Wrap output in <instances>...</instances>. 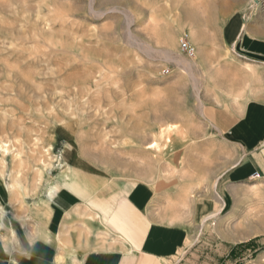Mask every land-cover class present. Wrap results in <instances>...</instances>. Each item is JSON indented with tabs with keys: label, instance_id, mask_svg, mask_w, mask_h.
<instances>
[{
	"label": "rangeland",
	"instance_id": "rangeland-1",
	"mask_svg": "<svg viewBox=\"0 0 264 264\" xmlns=\"http://www.w3.org/2000/svg\"><path fill=\"white\" fill-rule=\"evenodd\" d=\"M263 1L0 0V179L10 206L49 200L67 153L86 176L67 179L90 186L73 205L53 199L69 256L109 242L105 217L125 196L154 222L255 235L245 252L264 251V180L229 179L237 159L209 115L264 102Z\"/></svg>",
	"mask_w": 264,
	"mask_h": 264
},
{
	"label": "crops",
	"instance_id": "crops-1",
	"mask_svg": "<svg viewBox=\"0 0 264 264\" xmlns=\"http://www.w3.org/2000/svg\"><path fill=\"white\" fill-rule=\"evenodd\" d=\"M209 115L216 133L233 149L237 159L229 179L264 180V102L254 100L241 106L223 103L211 109ZM256 174L258 179L253 178ZM2 186L0 179L3 222L10 224L21 239L28 230L50 238L49 244L37 243L33 259L21 260V264H246L251 257L253 261L264 259L261 243L256 248L252 245L247 250L250 254L245 252L244 244L255 235L240 240L223 235L219 229H175L154 222L129 196L119 199L105 217L109 242L91 245L81 254L77 251L69 256L62 247L63 208L53 199L70 206L80 200L78 192L89 188L78 180L64 179L49 189V200L20 210L10 206L6 193L1 192ZM18 221L24 222L25 228ZM0 264H7L3 252Z\"/></svg>",
	"mask_w": 264,
	"mask_h": 264
},
{
	"label": "clouds",
	"instance_id": "clouds-1",
	"mask_svg": "<svg viewBox=\"0 0 264 264\" xmlns=\"http://www.w3.org/2000/svg\"><path fill=\"white\" fill-rule=\"evenodd\" d=\"M20 227L25 228L26 224L18 221ZM49 244L50 238H45L40 233L26 231L21 239L11 225H6L3 218H0V252L7 257V264H21V260H31L35 254L37 243Z\"/></svg>",
	"mask_w": 264,
	"mask_h": 264
},
{
	"label": "bare ground",
	"instance_id": "bare-ground-1",
	"mask_svg": "<svg viewBox=\"0 0 264 264\" xmlns=\"http://www.w3.org/2000/svg\"><path fill=\"white\" fill-rule=\"evenodd\" d=\"M258 7L261 9L262 7H264V1L262 2V3H260V4H258ZM168 133V131H161V133H160V136L161 137H163V136H165L166 134ZM156 144L154 143V146H155ZM153 146V145H152ZM2 153H3V151H2ZM63 160H64V162H65V169H64V172H63V175H65L64 176V178H62L61 176L59 177V179L57 180V182L58 183H60L62 180H64V179H67V175L66 174H69V173H72V174H74V175H79V176H82L83 178H86V176H84L83 175V173H82V171H81V169L83 168L82 167V164H81V162L79 161V165H77L76 167H75V164H74V157H73V155H71V154H67V153H64L63 154ZM77 158V157H76ZM78 162V161H77ZM8 180V179H7ZM85 180V179H84ZM2 181V180H1ZM86 184V183H85ZM86 187H88V188H90V186L89 185H85ZM53 187V186H52ZM220 199V198H219Z\"/></svg>",
	"mask_w": 264,
	"mask_h": 264
},
{
	"label": "built area",
	"instance_id": "built-area-1",
	"mask_svg": "<svg viewBox=\"0 0 264 264\" xmlns=\"http://www.w3.org/2000/svg\"><path fill=\"white\" fill-rule=\"evenodd\" d=\"M181 43V49L185 52V53H187L188 55H193L194 54V48L193 47H191V45L187 42V41H185V40H181L180 41ZM254 179H258L259 178V175H254V177H253Z\"/></svg>",
	"mask_w": 264,
	"mask_h": 264
},
{
	"label": "snow or ice",
	"instance_id": "snow-or-ice-1",
	"mask_svg": "<svg viewBox=\"0 0 264 264\" xmlns=\"http://www.w3.org/2000/svg\"><path fill=\"white\" fill-rule=\"evenodd\" d=\"M153 147H154V145H153Z\"/></svg>",
	"mask_w": 264,
	"mask_h": 264
}]
</instances>
